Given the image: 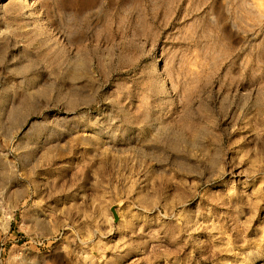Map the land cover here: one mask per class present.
<instances>
[{
  "label": "rangeland",
  "instance_id": "1",
  "mask_svg": "<svg viewBox=\"0 0 264 264\" xmlns=\"http://www.w3.org/2000/svg\"><path fill=\"white\" fill-rule=\"evenodd\" d=\"M0 264H264V0H0Z\"/></svg>",
  "mask_w": 264,
  "mask_h": 264
},
{
  "label": "bare ground",
  "instance_id": "2",
  "mask_svg": "<svg viewBox=\"0 0 264 264\" xmlns=\"http://www.w3.org/2000/svg\"><path fill=\"white\" fill-rule=\"evenodd\" d=\"M23 1H25V2H31V1H33V0H23Z\"/></svg>",
  "mask_w": 264,
  "mask_h": 264
}]
</instances>
